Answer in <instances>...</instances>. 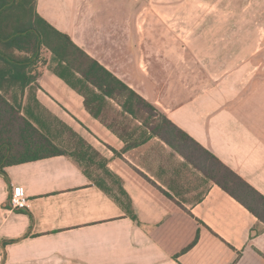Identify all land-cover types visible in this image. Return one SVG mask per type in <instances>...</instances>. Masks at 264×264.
<instances>
[{
	"label": "crops",
	"instance_id": "obj_1",
	"mask_svg": "<svg viewBox=\"0 0 264 264\" xmlns=\"http://www.w3.org/2000/svg\"><path fill=\"white\" fill-rule=\"evenodd\" d=\"M141 5V0H35L42 19L162 108L174 125L264 196V79L247 77L242 72L250 64H241L242 72L218 79L215 94H209L208 80L190 84L177 71L161 72L154 55L171 52L151 46L154 34L146 24L161 22L160 16L138 13ZM47 53L36 102L55 107L54 115L106 165L94 163L92 178L68 156L5 167L0 264H264V224L212 182L188 204L166 197L139 173L166 193H180L183 178L166 176L160 185L144 160L145 147L161 146L180 166L184 159L156 138L116 157L124 142L51 71ZM13 188L28 200L23 211L7 209Z\"/></svg>",
	"mask_w": 264,
	"mask_h": 264
},
{
	"label": "trees",
	"instance_id": "obj_2",
	"mask_svg": "<svg viewBox=\"0 0 264 264\" xmlns=\"http://www.w3.org/2000/svg\"><path fill=\"white\" fill-rule=\"evenodd\" d=\"M42 50L51 53V71L84 98L88 113L124 142L121 152L114 151L116 157L156 138L184 159L182 167L189 165L264 224V196L174 125L162 108L143 99L42 19L35 0H0V174L5 175L7 166L55 156L73 158L90 178L94 163L105 168L106 160L71 128L67 130L74 136L73 150L66 151L54 143L51 128L32 114L27 92L32 86L38 88L39 68L46 62ZM112 103L123 120L137 123L133 131L118 133L106 122L104 111ZM96 185L108 192L101 182ZM197 238L198 234L193 244Z\"/></svg>",
	"mask_w": 264,
	"mask_h": 264
},
{
	"label": "rangeland",
	"instance_id": "obj_3",
	"mask_svg": "<svg viewBox=\"0 0 264 264\" xmlns=\"http://www.w3.org/2000/svg\"><path fill=\"white\" fill-rule=\"evenodd\" d=\"M141 4L138 13L160 16L161 22L146 24L154 34L151 46L171 52L154 55L155 66L161 72L177 71V76H184L190 84L204 85L208 80L209 94H215L218 79L235 73L234 70L242 72L237 70L241 64H250L246 67L250 70L242 72L247 77L264 79V0H141ZM47 54L42 50L43 60ZM35 91L32 86L27 92L32 114L51 128L56 145L73 150L74 136L67 130L71 127L54 115L55 107L46 104L47 108L33 100ZM104 113L106 122L114 125L118 133L131 132L137 126L131 119L123 120L114 103ZM145 152L146 165L157 175L155 179L160 185H165L166 176L183 178L181 188L176 184L180 193L173 188L168 193L178 203H191L196 194L206 189L209 181L180 166L172 153L161 146L145 147Z\"/></svg>",
	"mask_w": 264,
	"mask_h": 264
},
{
	"label": "built area",
	"instance_id": "obj_4",
	"mask_svg": "<svg viewBox=\"0 0 264 264\" xmlns=\"http://www.w3.org/2000/svg\"><path fill=\"white\" fill-rule=\"evenodd\" d=\"M28 207V200L16 188L12 189L11 196L7 202V209L12 211H23Z\"/></svg>",
	"mask_w": 264,
	"mask_h": 264
}]
</instances>
